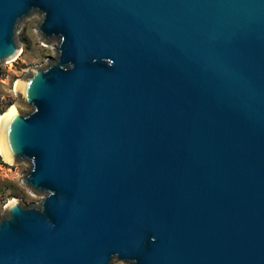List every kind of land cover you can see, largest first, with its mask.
Segmentation results:
<instances>
[{"label":"water","instance_id":"obj_1","mask_svg":"<svg viewBox=\"0 0 264 264\" xmlns=\"http://www.w3.org/2000/svg\"><path fill=\"white\" fill-rule=\"evenodd\" d=\"M31 15L0 264H264V0H0V64Z\"/></svg>","mask_w":264,"mask_h":264},{"label":"rangeland","instance_id":"obj_2","mask_svg":"<svg viewBox=\"0 0 264 264\" xmlns=\"http://www.w3.org/2000/svg\"><path fill=\"white\" fill-rule=\"evenodd\" d=\"M37 15H31L22 21L16 31L19 44V54L11 61L0 64V114L11 105L17 111H29L16 89L17 81L22 80L31 69L45 65L55 56L56 41L43 42L35 31ZM4 158L0 154V217L5 214V206L10 200H16L23 205H34L40 202L42 194L25 187L21 180L28 169L24 161L3 165ZM111 264H124L113 260Z\"/></svg>","mask_w":264,"mask_h":264},{"label":"bare ground","instance_id":"obj_3","mask_svg":"<svg viewBox=\"0 0 264 264\" xmlns=\"http://www.w3.org/2000/svg\"><path fill=\"white\" fill-rule=\"evenodd\" d=\"M18 54L19 52L17 53V55ZM17 55L14 58H16ZM22 87H23V82L21 80L19 82L17 81L16 89L20 91L22 90ZM15 112H16V106L13 104L3 114H0V154L3 156L4 161L8 164H11L13 160L6 146V141L4 137V129L6 127L8 120L15 114ZM14 201L15 200H10L7 203V205L13 203Z\"/></svg>","mask_w":264,"mask_h":264},{"label":"built area","instance_id":"obj_4","mask_svg":"<svg viewBox=\"0 0 264 264\" xmlns=\"http://www.w3.org/2000/svg\"><path fill=\"white\" fill-rule=\"evenodd\" d=\"M6 164H7L6 162H3V165L7 166Z\"/></svg>","mask_w":264,"mask_h":264}]
</instances>
